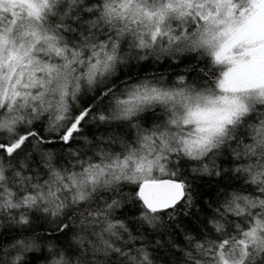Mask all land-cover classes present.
Listing matches in <instances>:
<instances>
[{
  "label": "snow or ice",
  "instance_id": "snow-or-ice-1",
  "mask_svg": "<svg viewBox=\"0 0 264 264\" xmlns=\"http://www.w3.org/2000/svg\"><path fill=\"white\" fill-rule=\"evenodd\" d=\"M0 264H264V0H0Z\"/></svg>",
  "mask_w": 264,
  "mask_h": 264
}]
</instances>
